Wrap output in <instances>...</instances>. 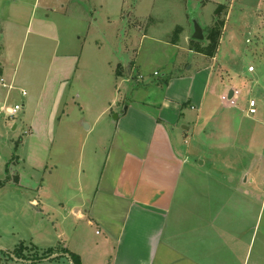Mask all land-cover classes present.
Returning <instances> with one entry per match:
<instances>
[{"label": "crops", "instance_id": "1", "mask_svg": "<svg viewBox=\"0 0 264 264\" xmlns=\"http://www.w3.org/2000/svg\"><path fill=\"white\" fill-rule=\"evenodd\" d=\"M67 1L43 0L41 3V0H0V25L4 23V28L0 30V37L6 33L11 36L13 32L34 33L35 36L54 44L53 58L47 66L48 75L41 87L40 95L32 98V100H37L39 105L44 101L45 87L56 67L53 80L55 86L52 89L56 95L54 104L50 111L45 112L47 110H44L42 113V116L45 117L44 128H46L47 138H50L52 133L54 135L53 119L60 94L63 93L65 96L68 91L72 92V95H68L69 98L72 97L74 100L80 97V95H76L75 91H72L74 84L71 81L74 77L71 80L70 77L80 69L81 57L78 52L83 51L84 47L80 49L78 45H74L72 51H68L61 39L58 23L49 14H46L48 11L57 13L55 10L53 11L52 7H54L60 8L61 16L66 17L68 14L65 10ZM192 1L197 5L194 7L195 9L193 8L197 14L194 20L198 22L206 35V31L216 20L215 11L220 5L226 7L222 33L224 32L231 12V5L237 0H225V4L220 3L221 0ZM113 4L117 6L116 15L118 14L124 20L123 23L129 22L127 26L130 29L126 30L125 28L119 36L137 37L138 34L141 36L138 39L140 40L139 47L143 40L150 39L154 43L160 42L170 52L184 53L186 57L183 54L175 65H184L185 73L171 75L173 72L166 67L167 74H163V81H167V84H163V81L149 84L144 82V77L140 74L137 80L142 83V86L134 85L132 87L135 81L134 72L138 65L137 61L129 65H117V68L121 67V70L117 72V75L114 74L115 78L126 88L121 101L123 108L122 112L117 114L116 121L112 123L110 133L109 130H106L101 136L102 139L108 140L103 139L91 146V156H95L97 150L104 149L103 161L97 167V175L89 177L85 174L84 167L81 166V169L79 167L76 173L71 174L70 191L66 194L60 193L61 198L59 199L62 213L66 212L65 214H67L64 219L71 217L73 224L83 223L87 225L86 227L95 229V233L100 236V239L93 245L81 231H74L76 247H73L71 251L80 257L81 264H264V256H252V247L256 238L259 234L264 237V222L262 221L264 217V207L262 206L264 179H256L250 169L244 168L245 165H250L249 160L255 161L250 156H245L248 152H241L232 146L233 150L219 152L218 155L209 158L210 162L213 160L218 162L222 173H234L238 178L239 183L236 186L230 184L231 187L227 186L223 191H226L227 194L240 195L244 205L238 206V199L225 201L220 194L219 197L207 195V201L197 202L193 207L187 205L188 194L186 192H194V184L190 183L193 172L188 169L184 173L190 159L189 156L193 154L188 148L187 140L190 135L194 134L197 125H192L184 119L187 112H196L198 116H203L202 114L207 109L211 114V84L216 73L213 62L217 59V53L207 59L192 47L194 25L187 16V3L186 5L181 4L182 17H185L182 22L185 23L172 20L170 31L162 40H157V35L152 31L159 26L162 20L153 15L154 5L150 0H138L134 3L127 0H114ZM209 4L213 7L210 13H207ZM38 9L43 11L44 16H37ZM106 18L110 25L111 17ZM205 28L207 29L205 30ZM140 30L144 31L140 32ZM132 31L135 33L131 34ZM94 42L96 43L95 40H93ZM131 44H125L124 50L127 53L137 52L138 49ZM90 50L96 53L98 61L90 64L104 66L102 67L103 71L106 66L109 68L110 59L102 56L103 51L98 42L95 46L90 47ZM135 56L138 57V54ZM104 58L107 60L105 61ZM0 70V82L6 87L1 79L4 73L1 63ZM248 72L250 73L249 70ZM13 80L14 78L7 86L9 91L14 87ZM220 82L225 93L227 92L225 95L230 94L233 90H238L234 89L232 85H224V81ZM157 88L159 90L157 95L161 92L160 96L154 94ZM129 94L131 97H128ZM225 95H221L220 102L225 109L231 112L219 118L211 116L210 119H207L217 123L218 131L210 130V133L218 134L219 128L221 132L235 130L234 133L237 136L252 135L254 141L255 135L253 134L258 133L260 128H264V123L252 117L260 114V107L257 104L256 113L252 116L249 114V105L247 111L246 109L242 110L245 114L247 113V118L242 116L246 120L239 127L237 114L243 113L242 111L237 113L231 109L236 108L238 104L233 107L224 104L222 97ZM48 99H45V104ZM127 100L128 102H126ZM249 100L255 99L250 97ZM65 103L67 104V102ZM63 104L64 101L61 100V105ZM79 107L84 114L87 113L86 108L81 104ZM54 108L55 111H53ZM109 108L97 113L93 120V127H91V123L86 125L83 122L87 130L93 132ZM6 109L12 108H7L5 105L0 106V111L5 112ZM92 112L87 114L92 117ZM62 114H65L64 111ZM26 121L27 119L24 121L27 125ZM31 122L32 120L29 123ZM262 131L264 141V129ZM29 133L36 135L37 131L30 129ZM204 134L206 131H202L201 135ZM65 136L64 134L62 144L66 143L64 142ZM180 136L184 138V145H187L184 150L181 146ZM241 136L240 138H242ZM227 139L225 140L227 141ZM206 141L205 146H212L211 139ZM228 146L227 142L218 147L222 150L229 149ZM245 148L247 149V145ZM82 155L80 154V159L84 157ZM261 156L264 168V151ZM243 157L246 158V161L243 160ZM239 162L244 164L237 167ZM203 164H205L204 161L201 162V165ZM192 166L194 167V164ZM230 181L234 182V179L231 178ZM16 185L21 188L25 187L22 184L21 173ZM73 186L75 187L74 191L71 190ZM244 186H248L247 188L258 193L255 199L258 201L259 211L257 217L255 216L256 220L250 222L245 220V217L253 210V207L247 199H244V194H247ZM27 189L34 190L38 197L43 191L41 184H36L33 181L30 182ZM191 189L192 191H190ZM31 203L37 206L35 199L31 200ZM227 211H229V216L232 213H237L236 220L238 221L223 220V214ZM240 218L241 220H239ZM261 227H263L262 231ZM55 229L59 234L58 237L64 236L65 229L62 226L58 225ZM261 247H264V239L261 241ZM63 248L69 251V247ZM224 249L225 252H230V256H223ZM83 256L87 257V262ZM98 256H101L102 260H98ZM26 263L32 264V262Z\"/></svg>", "mask_w": 264, "mask_h": 264}, {"label": "rangeland", "instance_id": "2", "mask_svg": "<svg viewBox=\"0 0 264 264\" xmlns=\"http://www.w3.org/2000/svg\"><path fill=\"white\" fill-rule=\"evenodd\" d=\"M127 1L134 3L138 0ZM42 2L43 0H41ZM67 2L65 10L68 14L66 17L61 16L60 8L54 7L52 9L57 13L48 11L46 14H49L58 23L61 39L68 51H72L74 45H78L80 49L84 47L83 51L78 52L81 57L80 69L70 77V80L74 77L71 81L74 84L72 91H75L76 95H80V97L73 100L72 97H68V95H72V92L68 91L65 96L63 93L60 94L53 119L54 135L52 133L50 138H47L45 134V117L42 116V113L44 110H47L45 112L50 111L54 104L56 95L52 89L55 86L53 80L56 67L44 90V98H49V102L47 101L45 104L44 99L39 105L38 101L32 100V98L40 95L41 87L48 75L47 66L53 58L54 44L35 36L34 33L13 32L11 36L6 33L0 37V63L4 70L1 79L6 85L4 87L0 82V106L14 108L19 105L21 107L14 117H9L6 112L0 111V181L6 183L4 187L0 188V264H28L26 260L14 256V252L19 248L23 250L25 255L23 257L31 260H34L37 255L41 257L44 252H48L50 249L56 252V255H62L63 247H69V252L73 253L71 250L76 247L74 231L77 230L81 231L85 238H89L93 245L98 242L100 236L96 235L95 229L86 227L87 225L83 223L73 224L71 217L64 219L67 214H65L66 212L62 213L59 199L61 198L60 193L66 194L70 191L71 174L76 173L79 167L81 169L83 166L85 174L89 177L97 175V167L103 161L104 149L97 150L95 156H91V146L104 139L101 138L104 131L109 130L110 133L112 123L116 121L115 117L122 112L123 108L121 101L126 88L115 78L114 74L117 75V72L121 70V67L117 68V65H129L137 61L138 65L134 72L135 81L132 87L134 85L142 86V83L137 80L140 74L144 77V82L149 84L157 81L162 82L163 74H167L166 67L173 72L171 75L185 73L184 65H175L184 53L170 52L160 42L154 43L150 39L143 40L139 47L140 40L138 39L141 36L138 34L137 37L119 36L125 28L126 30L130 28L127 26L129 22L123 23L124 20L118 14L116 15L118 10L117 6L113 4L114 0H68ZM150 2L154 5L153 15L162 20L158 27L152 29L157 35V40L166 38L173 21L185 23L182 22L185 17H182L181 4L186 5L187 3V16L191 23L194 22L197 15L193 10L197 5L192 0H150ZM225 2V0L220 1L222 4ZM212 7L213 5L209 4L206 12L210 13ZM37 13V16H44L41 9H38ZM106 17H111L110 25ZM202 24L204 23L202 22ZM214 25L215 22L211 24L210 28H213ZM3 28L4 23L0 25V30ZM134 33V31L131 32V34ZM208 36L209 31H206L204 40L192 39L191 43L195 50L201 51L200 53L210 59L212 57L208 55V52L211 43L207 39ZM79 37L81 40L78 41ZM130 39L134 44H131ZM93 40L96 43H93ZM97 42L103 51L102 56H106L111 62L109 68L106 66L104 71L102 70L104 66L90 64L98 62L96 53L90 50V47L95 46ZM125 44L133 45L138 51L127 53L124 50ZM217 50V59L213 62L216 73L211 84V114L207 109L202 114L203 116H198L196 112H187L184 119L192 125H197L196 131L187 140L188 148L193 154L189 156L188 165L184 170V173L188 169L193 172L190 183L194 184V192L185 191L188 194L187 205L189 207H193L197 202L207 201V195L218 196L219 194L225 201L238 199L237 205L240 207L245 204L240 195L227 194L226 191H223L227 186H236L239 183L234 173H222L218 162L209 160L219 152L233 150L232 146L241 152H248L245 156H250L255 161L249 160L250 165H245L244 168L250 169L256 179H264L261 156L264 151L262 139L264 128H260L258 133L253 134L255 135L253 141L252 135H243V137L240 135L242 137L240 138L234 133L235 130L221 132L219 128V135H213L210 132L218 131L217 123L207 120L211 116L219 118L231 112L225 109L220 102L221 95L227 93L220 82L224 81V85H232L234 89L240 90L236 103L238 105L231 109L237 113L244 109L247 111L249 99L254 97L261 111L260 114L251 116L264 123V0L262 2L261 0H237L231 5V12ZM68 53L73 54L72 52ZM135 54H138V57ZM184 56L186 57L185 54ZM104 60L107 59L104 58ZM249 67L253 69L250 73L248 72ZM155 72L159 76H154ZM12 78H14L12 82L14 87L9 91L7 86L11 84ZM22 91H26L27 96L23 97ZM158 92L157 88L154 94L157 95ZM129 96L131 97V94ZM60 97L64 101L63 105H61ZM79 104L86 108L87 113L93 111L92 117L87 113L84 114ZM106 108L109 110L100 119L98 127L94 128L93 132L87 130L83 122L86 125L91 123V127H93V120L97 113ZM242 113L237 114L239 127L246 120L243 117H246L247 113L245 114L243 111ZM26 119L27 125L24 122ZM31 120L32 122L29 123ZM15 125L16 128H14ZM30 129L36 130V135H31ZM202 131H206L203 136L201 135ZM40 132L42 133L40 134ZM64 134L66 143L62 144ZM226 138H228L227 141ZM183 139L180 136L181 146L184 150L187 145H184ZM209 139H211L212 146H205L206 140L209 141ZM227 142L229 149L221 150L218 147ZM80 154L84 156L81 159ZM243 160L246 161V158L243 157ZM202 161L205 164L201 165ZM243 164V162H239L237 167ZM20 173L24 188L14 182ZM231 178L234 179V182L230 181ZM31 181L41 184L42 196L38 197L34 190L27 189ZM244 187L247 191V194H244V199H247L253 207V210L245 217V220L250 222L256 220L259 211L258 201L255 199L258 193L247 188L248 186ZM74 189L73 186L71 190L74 191ZM33 199L37 201V206L31 203ZM236 214L232 213L229 216V211H227L223 214V220L237 222ZM262 221L264 222V217ZM58 225L65 229L63 237H58L59 234L55 229ZM262 230L263 227H261ZM263 239L261 234L256 238L252 247V256H264V247H261ZM34 245L38 246V252L33 249ZM223 256H230V252H225L224 249ZM83 257L87 262V257ZM47 260L33 264H74L71 258L66 256H59L51 260L47 258ZM98 260H102V257L98 256Z\"/></svg>", "mask_w": 264, "mask_h": 264}, {"label": "trees", "instance_id": "3", "mask_svg": "<svg viewBox=\"0 0 264 264\" xmlns=\"http://www.w3.org/2000/svg\"><path fill=\"white\" fill-rule=\"evenodd\" d=\"M225 10H226V7L224 5H220L217 7V9L215 11V18H216L215 25L213 28H210L208 30L209 36L207 39L211 43L210 44L211 46H210L209 52H208V55L210 57H213L214 54L216 53L217 49H218L219 40H220L221 32H222L221 30L223 29L224 24H225V20H224ZM202 51L204 52V49ZM199 52H201V51H199ZM0 75H1V70H0ZM163 84H167V81H163ZM14 182H15V184L18 183L17 177L15 178ZM5 185H6V183L4 181H0V188L4 187ZM33 249L38 252V249L36 247H33ZM62 252H63V254H65V253L69 254V256H70V258L74 264H80V259H79L78 255L69 252L67 249H63ZM14 256L17 257L18 259L26 260V262L30 261L33 264V263L43 262V260H45L49 257H52V256H56L54 258H57L61 255H59V254L56 255V252H54L50 249V250H48V252H44L41 257H38L39 255H37V257H35L34 260H31V259H26V257H23V256H25L23 254V250L21 248H19L14 252Z\"/></svg>", "mask_w": 264, "mask_h": 264}, {"label": "built area", "instance_id": "4", "mask_svg": "<svg viewBox=\"0 0 264 264\" xmlns=\"http://www.w3.org/2000/svg\"><path fill=\"white\" fill-rule=\"evenodd\" d=\"M248 70H249L250 72L253 71L252 67H249ZM155 75H158V73L156 72ZM231 92H232V95L227 94V95H225V96L222 97V102H223L224 104H227V105L233 107V106H235L236 103H237V100H238L239 95H240V91H238V90H233V91H231ZM22 95H23V96H26V92L23 91V92H22ZM248 104H249V114H250V115L255 114V113H256V106H257L256 101H255V100H249V103H248ZM20 110H21V107H20L19 105H16V106H15L14 108H12V109H6L5 112H6V114H7L9 117H14V116L17 114V112L20 111ZM262 206L264 207V198H263V200H262Z\"/></svg>", "mask_w": 264, "mask_h": 264}, {"label": "water", "instance_id": "5", "mask_svg": "<svg viewBox=\"0 0 264 264\" xmlns=\"http://www.w3.org/2000/svg\"><path fill=\"white\" fill-rule=\"evenodd\" d=\"M193 25H194V33H193V36L192 38L196 41H202L204 40V33H203V30L202 28L200 27V25L198 24L197 21L194 20L193 22ZM230 95H232V92H230ZM117 117V116H116ZM115 117V118H116ZM64 256L70 258L69 254H63ZM54 257L56 256H53V257H50L48 258L49 260L53 259ZM43 261H48L47 259L43 260ZM31 263V262H30Z\"/></svg>", "mask_w": 264, "mask_h": 264}]
</instances>
